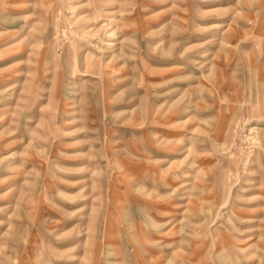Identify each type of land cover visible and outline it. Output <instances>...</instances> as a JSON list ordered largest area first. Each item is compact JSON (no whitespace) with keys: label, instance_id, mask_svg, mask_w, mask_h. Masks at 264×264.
<instances>
[{"label":"rangeland","instance_id":"374dc122","mask_svg":"<svg viewBox=\"0 0 264 264\" xmlns=\"http://www.w3.org/2000/svg\"><path fill=\"white\" fill-rule=\"evenodd\" d=\"M0 264H264V0H0Z\"/></svg>","mask_w":264,"mask_h":264}]
</instances>
